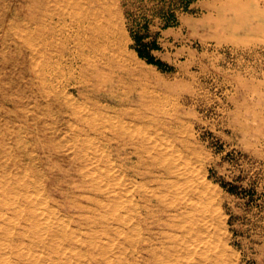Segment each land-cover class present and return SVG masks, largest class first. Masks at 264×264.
I'll return each mask as SVG.
<instances>
[{
	"label": "rangeland",
	"instance_id": "1",
	"mask_svg": "<svg viewBox=\"0 0 264 264\" xmlns=\"http://www.w3.org/2000/svg\"><path fill=\"white\" fill-rule=\"evenodd\" d=\"M81 18L91 28L102 22L106 33L109 19L115 26L102 37L103 75L83 89L66 88L65 76L49 96L34 64L68 61L65 36ZM76 104L168 146L178 177L164 179H179L180 188L158 190L169 210L155 203L149 218L145 209L139 217L127 211L156 184L135 176L133 146L97 138L87 148ZM87 168L98 174L85 182ZM100 172L112 178L94 180ZM121 181L135 188H117L123 204L114 214L118 200L94 188ZM28 192L44 203L29 204ZM40 207L52 211L41 214L49 226ZM181 208L191 234L176 225ZM0 216V264H264V0H0Z\"/></svg>",
	"mask_w": 264,
	"mask_h": 264
},
{
	"label": "bare ground",
	"instance_id": "2",
	"mask_svg": "<svg viewBox=\"0 0 264 264\" xmlns=\"http://www.w3.org/2000/svg\"><path fill=\"white\" fill-rule=\"evenodd\" d=\"M76 4V3H75ZM103 6V5H102ZM74 7V6H73ZM110 9V8H109ZM85 12V11H84ZM36 13V12H35ZM37 13H39V12H37ZM86 13V12H85ZM84 13V14H85ZM98 13V12H97ZM108 13V12H107ZM45 14V13H44ZM112 14V13H111ZM51 15V14H50ZM60 15V14H59ZM74 15V14H73ZM95 15V14H94ZM45 16V15H44ZM101 16V15H100ZM36 17V16H35ZM95 17V16H94ZM93 17V18H94ZM102 17V16H101ZM46 18V17H45ZM88 18V17H87ZM89 18H91V16L89 17ZM98 18H99V16H98ZM32 19V18H31ZM44 19V18H43ZM75 19V18H74ZM95 19V18H94ZM36 20V19H35ZM86 20L87 19H83L82 20V18H81V21H80V24H79V26H78V28L77 29H75L74 31H73V35H70V36H65L66 37V42L68 43V45L66 44V46H65V48H64V51L66 52V53H68V55L69 56H71L70 58H69V60L67 61L66 60V62L63 64L62 62H57V63H55V62H52V63H50V64H48V63H40V62H38V59H37V63L36 64H34V71L36 72V75L39 77V78H41L42 79V84L43 85H50V87H48V89L50 88V90L47 92V94L50 96L51 94H50V92H52L51 90H54V88L56 87V82H59V80L60 79H62V78H64L65 76H68L69 77V79L67 80L68 82L66 83V88H69V87H77V88H85L88 84H89V81H91V77H100V76H102L103 75V71H102V62H103V60L106 58V48L108 47V45L106 44V43H104L103 42V35H104V33H106V31H105V26L106 25H104L102 22H98V24H97V26L95 25V28L92 26V28L91 27H88V25L87 26H84L83 25V23H85L86 22ZM90 20H92V19H90ZM41 21V20H40ZM92 21H94V20H92ZM96 21H98V20H96ZM99 21H101V19H99ZM109 21V29H107V33L108 34H112L115 30H114V28H115V26L111 23V21H110V19L108 20ZM39 22V21H38ZM44 22V21H43ZM49 22H50V20H49ZM72 22V21H71ZM36 23V22H35ZM45 23V22H44ZM48 23V22H47ZM73 23V22H72ZM90 23V22H89ZM38 24V23H37ZM49 24V23H48ZM55 24V23H54ZM54 24H53V27H54ZM91 24V23H90ZM103 24V25H102ZM43 25V24H42ZM68 25V24H67ZM86 25V24H85ZM94 25V24H93ZM26 26V25H25ZM39 28V27H38ZM37 28V29H38ZM49 28H51V27H49ZM55 28V27H54ZM107 28V27H106ZM53 29V28H52ZM26 30V29H25ZM50 30V29H49ZM70 30V29H69ZM56 31V30H55ZM69 32V31H68ZM34 33V32H33ZM43 33V32H42ZM41 33V34H42ZM46 33V32H45ZM106 33V34H107ZM26 34V33H25ZM27 35H28V32H27ZM55 35V34H54ZM41 36V35H40ZM53 35H51V37H52ZM57 36V35H56ZM62 36V35H61ZM58 38H59V36H58ZM27 41H28V39H27ZM30 41V40H29ZM53 41H54V39H53ZM48 42V41H47ZM33 43V42H32ZM55 43H58V42H55ZM55 43L54 44H52V49L54 48V46H56L55 48H57V46L58 45H55ZM62 43V42H61ZM26 44H27V42H26ZM28 44H30V43H28ZM48 44V43H47ZM121 44V43H120ZM119 44V45H120ZM36 45V47H37V45L39 46V43L38 44H35ZM44 45V44H43ZM50 45V44H49ZM112 45V44H111ZM44 46H46V45H44ZM109 46H110V44H109ZM113 46V45H112ZM43 47V46H42ZM115 47V46H114ZM40 48V47H39ZM62 48V47H61ZM42 49V48H41ZM47 49H49V48H47ZM60 49V48H59ZM59 49H56V51H58ZM113 49V48H112ZM35 50V49H34ZM38 50V49H37ZM54 50V49H53ZM44 51V50H43ZM48 51V50H47ZM52 51V50H51ZM34 52V51H33ZM54 52V51H53ZM59 52V51H58ZM37 53V52H36ZM38 53H39V51H38ZM41 53H43V52H41ZM40 53V54H41ZM62 53H63V51H62ZM61 53V54H62ZM117 53V52H116ZM45 54H46V52H45ZM48 54V53H47ZM46 54V55H47ZM37 55V54H36ZM35 56V55H34ZM44 56V55H43ZM36 57V56H35ZM34 57V58H35ZM37 58V57H36ZM49 58V57H48ZM53 58V57H52ZM47 59V58H46ZM108 59V58H107ZM35 60V59H34ZM49 60V59H48ZM51 60V59H50ZM40 61V60H39ZM54 61V60H53ZM63 61V60H62ZM48 62V61H47ZM32 64V63H31ZM105 66V65H104ZM122 67V66H121ZM104 68V67H103ZM110 69V68H109ZM32 70V69H31ZM105 72V71H104ZM32 73V72H31ZM115 73V72H114ZM33 76V75H32ZM101 78V77H100ZM97 79V78H96ZM41 82V81H40ZM61 82V81H60ZM41 84V85H42ZM121 84V83H120ZM125 84V83H124ZM40 85V84H39ZM64 86H65V84H63ZM110 85V84H109ZM42 87H44V86H42ZM46 88V87H45ZM65 88V89H66ZM81 89V90H82ZM86 90V89H85ZM53 92H56V91H53ZM56 93H58V92H56ZM55 93V94H56ZM115 93V92H114ZM45 94V93H44ZM46 94V95H47ZM46 95H45V97H46ZM59 95V94H58ZM70 95V94H69ZM102 95V94H101ZM72 96V95H71ZM48 97V96H47ZM86 97V96H85ZM20 99V98H19ZM61 99V98H60ZM64 99V98H63ZM75 99V98H74ZM13 100V99H12ZM59 100V99H58ZM10 101V100H9ZM53 101V100H52ZM51 101V102H52ZM71 101V100H70ZM59 102H60V100H59ZM97 102V101H96ZM65 103V102H64ZM70 103V102H69ZM46 104V103H45ZM52 104V103H51ZM53 105V104H52ZM61 105V104H60ZM64 105V104H63ZM77 105V104H76ZM67 106V105H66ZM48 107H49V105H48ZM52 106H50L49 108H51ZM55 107V106H54ZM62 107V106H61ZM69 107V106H68ZM78 108V109H77ZM83 105L82 104H78L77 106H75L74 105V107H72L71 108V111H72V109H73V111H72V114L73 113H75V116H76V118L78 119V122H80V123H84V124H87L89 127H88V129H81L80 130V132L81 133H83V136H85L84 137V141H83V139H82V141H83V144L85 143V141H86V147L88 148H93V145H95V142H97V138H99V139H104V141L106 140V144H108V146L109 145H111L112 147H114V144L116 145L115 147L116 148H118V149H123V148H125V150H126V148L128 147V146H133V149H132V151H131V154L132 153H135V154H137V155H139V164H137L136 166H137V168H135V169H133V172H134V174H135V176H138V177H141V178H144V179H146L148 182H152V183H155L156 185H150V186H153V187H151V188H146V186H145V189H144V192L142 193V194H140L141 195V197H142V199H143V201H145L144 203L145 204H139L138 202H137V204H134L133 205V207H131V205H130V209H127V211H131L135 216H140L141 215V213H142V211H143V209H145L146 210V215H145V217H148L149 215H150V212H151V210H153L152 208H153V206L155 205V203H156V205L159 207V209H161V210H169L170 209V205H169V203H167V202H169V201H167V200H165V201H167V202H165L163 199H164V197L165 196H163V190H161V192L159 191L158 192V190L159 189H162V188H166V190L167 189H169L170 190V188L172 189L173 187L175 188V187H178V185H179V179H178V182L176 181V180H174V179H170V181L168 180V178L167 179H164V176H170V177H173L174 175H176V173H177V171H176V169L175 168H172L173 166V164L172 163H174L173 161H171L172 163H170V161H169V155L167 154V152L166 151H169V149L168 150H166L167 149V147H166V149H163L161 146V148L160 147H158L159 145H157V143H156V141L155 142H151V140H150V144H148L147 142V140H149L150 139V137H152V135H150V136H148L147 134H146V132H144V131H141V129L140 130H138L139 129V127H138V129H136L137 127H132V125H131V127H129L128 126V124H125V123H122V122H120L119 120H118V122L116 121V119H114V118H112V117H105L104 119H102V121L101 122H98V120H97V118L95 117V115H92L90 112V114L89 113H87V112H83V111H81V110H83ZM57 109V108H56ZM85 109V108H84ZM96 109V108H95ZM62 110V109H61ZM78 110V111H77ZM50 111V110H49ZM60 111V110H59ZM63 112V111H62ZM70 112V111H69ZM47 113V112H46ZM71 113V112H70ZM69 113V114H70ZM64 114V113H63ZM66 114H68V112L66 113ZM132 116V115H131ZM100 117V116H99ZM134 117V116H133ZM101 118V117H100ZM102 118H103V115H102ZM76 119V120H77ZM99 119V118H98ZM122 121V120H121ZM126 121V120H125ZM130 122V121H129ZM150 122V121H149ZM148 122V123H149ZM86 126V125H85ZM154 126H156V125H154ZM144 127V126H143ZM142 128V127H141ZM145 128V127H144ZM148 128V127H147ZM154 128V127H153ZM143 130V129H142ZM153 130V129H152ZM150 131V130H149ZM151 132V131H150ZM154 133V132H153ZM85 134V135H84ZM81 136H82V134H81ZM161 136H163V135H161ZM155 138V137H154ZM176 139V138H175ZM136 140H141V141H138V142H140V143H144V148H139V147H137V145H135V141ZM152 140H154V139H152ZM137 142V143H138ZM139 144V143H138ZM160 144V143H159ZM97 145V144H96ZM165 144L163 143L162 144V146H164ZM79 146V145H78ZM99 146V145H98ZM139 146V145H138ZM141 146V145H140ZM166 146V145H165ZM83 147V146H82ZM84 149H85V147H84ZM95 149V148H94ZM130 149V148H129ZM173 149H175V148H173ZM87 150V149H86ZM172 150V147H171V149H170V151ZM177 150V149H176ZM175 150V151H176ZM97 151L99 152V150L97 149ZM101 151V150H100ZM129 152V151H128ZM172 152V151H171ZM178 152V151H177ZM176 152V153H177ZM119 153V152H118ZM121 153V152H120ZM175 153V152H174ZM181 153V152H180ZM86 154V153H85ZM100 154V153H99ZM98 154V155H99ZM106 154V153H105ZM145 154H147L148 155V157H151V159H150V161L151 162H149V164L146 166V168L145 169H142L143 167H142V165H143V156L145 155ZM172 154V153H171ZM182 154V153H181ZM122 155V154H121ZM128 155H129V153H128ZM133 155V154H132ZM176 155V154H175ZM87 156V155H86ZM89 156V155H88ZM95 156V155H94ZM102 156V155H101ZM104 156H109V155H104ZM123 156V155H122ZM135 156V155H134ZM92 157H93V155H92ZM120 157V156H119ZM128 157V156H127ZM130 157V156H129ZM173 157H174V154H173ZM90 159H91V156L89 157ZM132 158V157H131ZM178 159V157H175L174 158V161H176L177 159ZM90 159H88V161L90 160ZM95 159V158H94ZM98 159V158H97ZM120 159V158H119ZM125 159V158H124ZM148 159V158H147ZM172 159V158H171ZM170 159V160H171ZM176 159V160H175ZM92 160V159H91ZM98 160H100V159H98ZM102 160H103V158H102ZM109 160V159H108ZM180 160V159H179ZM94 161V160H93ZM93 161H90V162H93ZM97 161V160H96ZM146 161V160H145ZM145 161H144V163H145ZM149 161V160H148ZM98 162V161H97ZM103 162V161H102ZM107 162V161H106ZM105 162V163H106ZM166 162H169V164H171V165H169V166H167L168 164L166 163ZM126 163V162H125ZM189 163V162H188ZM93 164H96V162L95 163H93ZM101 164V163H100ZM165 164H167V165H165ZM87 165H88V163H87ZM107 165V164H106ZM105 165V166H106ZM145 165V164H144ZM179 165H180V163H179ZM182 166H184L183 164H181ZM186 165V164H185ZM85 166V165H84ZM111 166V165H110ZM177 166V169H178V164L176 165ZM86 167V166H85ZM84 167V168H85ZM99 167V166H98ZM107 167V166H106ZM115 166H113L112 168H114ZM118 167V166H117ZM142 167V168H141ZM145 167V166H144ZM175 167V166H174ZM126 168V167H125ZM124 168V169H125ZM128 168V167H127ZM181 168V167H180ZM186 168V167H185ZM184 168V169H185ZM102 169V168H101ZM108 169H111V167L110 168H108ZM184 169H182V170H184ZM82 170H84L83 168H82ZM113 170V169H112ZM181 170V169H180ZM101 171V170H100ZM103 171H105V170H103ZM107 171V170H106ZM111 171V170H110ZM109 171V172H110ZM114 171V170H113ZM119 171V170H118ZM109 172H103V173H101L100 172V175H98L97 177L95 176V178H94V180H98L99 182L100 181H104L105 179H111L112 178V175L109 173ZM115 172V171H114ZM113 172V173H114ZM124 172V171H123ZM127 172H128V170H127ZM131 172V171H130ZM132 172V173H133ZM182 173H183V171H181ZM181 172L179 173V175L181 174ZM81 173H82V171H81ZM92 173H96L95 171L93 172L92 171V168H91V171L90 170H88V168H87V170L86 171H83V177H85L86 178V180H84L85 182H88V180H91L92 179ZM119 173V172H118ZM125 173V172H124ZM124 173H122V175H124ZM185 173H186V170H185ZM189 173V172H188ZM96 174H98V173H96ZM95 174V175H96ZM131 174V173H130ZM117 175H119V174H117ZM133 175V174H132ZM186 175H188V174H186ZM192 175V174H191ZM127 176V175H126ZM177 176V175H176ZM181 176V175H180ZM178 177V176H177ZM177 177H175L176 179H177ZM182 177V176H181ZM184 178H185V176H183ZM183 177H182V179H183ZM90 178V179H89ZM127 178V177H126ZM125 178V179H126ZM10 179V178H9ZM104 179V180H103ZM122 179H124V178H122ZM187 179H192V178H187ZM117 180V179H116ZM127 180V179H126ZM129 180V179H128ZM110 181V180H109ZM131 181V180H130ZM129 181V183L131 184V186H132V182H130ZM136 181H138L137 179H136ZM140 181V180H139ZM146 181V182H147ZM182 181V180H181ZM185 181H186V179H185ZM29 182V181H28ZM91 182V181H90ZM96 182V181H95ZM105 182H106V180H105ZM104 182V184L106 185V183ZM111 182H112V180H111ZM111 182H110V184H111ZM127 182V181H126ZM134 182V181H133ZM183 182V181H182ZM196 182V181H195ZM101 183V182H100ZM115 183V182H114ZM117 183H118V181H117ZM124 183L125 182H122L121 181V185L119 186V187H117V186H114V187H112V186H110L109 187V184H108V186H105L104 184L103 185H96V187L95 186H93V188L94 189H97L98 191H100V192H102L103 194H105L106 195V197L108 196V197H114L116 200H118L117 202L118 203H116L117 205L115 206V209H114V212H115V210L116 211H118L119 212V210L121 209V207H122V204H123V202H122V204H121V201L119 200L120 198L119 197H117V196H119V195H117V193H118V191H117V188L119 189V188H122L124 191L125 190H127L128 191V193H129V186L127 185V187L128 188H126L125 187V185H124ZM128 183V182H127ZM128 183V184H129ZM183 183H187V182H183ZM189 183H191V182H188L187 183V185L189 184ZM3 184V183H2ZM24 184V183H23ZM91 184H92V182H91ZM99 184V183H98ZM134 184V183H133ZM6 185V184H5ZM114 185V184H113ZM119 185V184H118ZM182 185H184L185 186V188H186V186L187 185H185V184H182L181 183V187H182V189H184L183 188V186ZM9 186V185H8ZM23 186V185H22ZM25 186H26V184H25ZM40 186V185H39ZM139 185H137V187H138ZM142 186V185H141ZM28 189L27 190H29V188L30 187H28V186H26ZM37 187V186H36ZM4 188V187H3ZM14 188V187H13ZM23 188V187H22ZM134 186H133V188L132 189H130L131 191L132 190H134ZM142 188V187H141ZM141 188H140V190H141ZM179 188V187H178ZM197 188V187H196ZM5 189V188H4ZM180 189V188H179ZM188 189V188H187ZM3 190V189H2ZM9 190V189H8ZM37 190V189H36ZM96 190V191H97ZM122 190V191H123ZM139 189L137 188V191H138ZM143 190V189H142ZM178 190V189H177ZM198 190V189H197ZM11 191V190H10ZM18 191V190H17ZM171 191V190H170ZM178 193H179V190L177 191ZM185 192V191H184ZM193 193H196V192H194V191H192ZM29 194L27 195V193L25 194L26 196H27V201H28V203L29 204H32V205H35V207L36 206H41L40 204L39 205H37L36 203H44L43 202V200L42 201H39V199H38V196H36V195H33L34 194V192H33V194H31V192H28ZM101 193V194H102ZM125 193V192H124ZM127 193V192H126ZM139 193V192H138ZM166 193V192H165ZM174 193H176V191L174 192ZM180 193H182V192H180ZM192 193V194H193ZM101 194H100V196H101ZM136 194V193H135ZM41 195V194H40ZM121 195H122V193H121ZM124 195H126V194H124ZM168 195V194H167ZM171 195V194H170ZM176 195V194H175ZM25 196V197H26ZM136 196V195H135ZM181 196V195H180ZM191 196V195H190ZM193 196V195H192ZM2 197V196H1ZM23 197V196H22ZM104 197V196H103ZM105 197V198H106ZM123 197V195L121 196V198ZM185 197V196H184ZM187 197V196H186ZM185 197V198H186ZM14 198V197H13ZM119 198V199H118ZM124 198V197H123ZM126 199H127V197H125ZM174 198V197H173ZM181 198V197H180ZM179 197L177 198V199H180ZM183 198V197H182ZM181 198V199H182ZM185 198H183L182 200H184ZM195 198V197H194ZM44 199V198H43ZM114 199V200H115ZM9 200V199H8ZM24 200V199H23ZM115 200V201H116ZM123 200V199H122ZM125 200V199H124ZM131 200H133V196H131V199L130 200H128V201H131ZM189 200H190V198H189ZM188 200V201H189ZM10 201V200H9ZM127 201V202H128ZM180 201V200H179ZM178 201V202H179ZM184 201H186V200H184ZM184 201H180L181 203L182 202H184ZM191 201V200H190ZM25 202V201H24ZM109 202V201H108ZM111 202H113V201H111ZM110 202V203H111ZM177 202V203H178ZM1 203H3V202H1ZM12 203V202H11ZM101 205H103V202L101 201V202H99ZM114 203V202H113ZM193 203V202H192ZM47 204V203H46ZM176 204V203H175ZM183 204V203H182ZM186 204V203H185ZM188 204V203H187ZM44 205V204H43ZM42 205V206H43ZM114 205H115V203H114ZM127 205V204H126ZM177 205H180L181 206V204H177ZM189 205V204H188ZM187 205V206H188ZM31 206V205H30ZM104 206V205H103ZM102 206V207H103ZM107 206V205H106ZM111 207H112V205H110ZM183 206V205H182ZM194 206H196V205H194ZM33 207V206H32ZM105 207V206H104ZM110 207V208H111ZM124 207V206H123ZM128 207V206H127ZM173 207H174V205H173ZM177 207V206H176ZM186 207V206H185ZM184 207V208H185ZM34 208V207H33ZM113 208H114V206H113ZM169 208V209H168ZM184 208H181V209H179V210H182V209H184ZM34 209H36L37 210V208H34ZM34 209H32L34 212L36 211V210H34ZM40 209H41V207H40ZM42 211H39L40 212V215L41 214H43V216H45L47 213H48V215H51L50 213L52 212V211H50V209L49 208H47V209H41ZM178 210V211H179ZM187 210V209H186ZM203 210H204V208H203ZM53 211H55L56 212V210H53ZM201 211V210H200ZM205 212H206V210H204ZM204 211H202L201 212V214L204 212ZM122 212V211H121ZM179 212H181V211H179ZM184 212V213H183ZM189 212V211H188ZM204 212V213H205ZM144 213V212H143ZM182 213H183V222L180 224H176L177 226H178V228H180L181 230H183V232L184 233H187V234H191V226H190V223L191 222H193V220L191 221L189 218H188V215H187V211H184V210H182ZM192 213V212H191ZM109 214H110V212H109ZM114 214H117V212H115ZM122 214V213H121ZM173 214V213H172ZM190 214V213H189ZM206 214V213H205ZM126 215V214H125ZM125 215L123 216V217H125ZM130 215H132V214H130ZM130 215H128V216H130ZM38 216V215H37ZM42 215H41V217L40 218H42V220H44V221H42L43 223H45L47 226H49L48 225V223H49V220L47 219L46 220V218H44ZM106 216V215H105ZM119 216H121V215H119ZM176 216V215H175ZM191 217H192V214L190 215ZM194 217H195V215H193ZM205 216V215H204ZM1 217V216H0ZM33 217V216H32ZM104 217V216H103ZM113 217H115V215L113 216ZM116 217H117V215H116ZM133 217V216H132ZM142 218H143V216H141ZM176 217H180V214H178L177 213V216ZM182 217V216H181ZM5 218V217H4ZM49 218V217H48ZM58 218H60V216L58 217ZM118 218V217H117ZM122 218V217H121ZM121 218H119V219H121ZM134 218V217H133ZM149 218V217H148ZM193 218V217H192ZM196 218V217H195ZM51 219V218H50ZM53 219V218H52ZM62 219V218H61ZM60 219V221H62ZM127 219V218H126ZM197 219V218H196ZM201 219V218H200ZM6 220V219H5ZM54 220V219H53ZM115 220V219H114ZM118 220V219H117ZM122 220V219H121ZM121 220H119L120 222H124L125 223V220L124 221H121ZM130 220V219H129ZM128 220V221H129ZM146 220V219H145ZM204 220V219H203ZM37 221V220H36ZM41 221V220H40ZM51 221V220H50ZM57 221H59V220H57ZM195 221V220H194ZM53 222V221H52ZM55 222V221H54ZM41 223V222H40ZM42 223V224H43ZM59 224V223H58ZM46 225H45V227H46ZM121 225V224H120ZM191 225H193V223H191ZM43 226V225H42ZM54 226V225H53ZM190 226V227H189ZM194 226V225H193ZM57 227V226H56ZM40 228V227H39ZM42 229V228H41ZM40 229V230H41ZM43 229H44V227H43ZM39 230V231H40ZM193 230H195L194 228H193ZM196 230H198V226H197V229ZM195 230V231H196ZM44 231L45 230H42V231H40L39 233H41V232H43V234L45 235V233H44ZM199 232V231H198ZM194 233V232H193ZM48 234V233H47ZM41 235V234H40ZM193 235V234H192ZM195 235H197V232H196V234ZM3 236V235H2ZM42 236V235H41ZM192 243V242H191ZM168 244V243H167ZM3 245H4V243H3ZM2 245V246H3ZM180 245V244H179ZM4 249V248H3ZM17 249H18V247H17ZM185 249V248H184ZM5 250V249H4ZM164 250V249H163ZM165 252V251H164ZM173 252V251H172ZM176 255V254H175ZM35 257V256H34ZM163 258H164V256H163ZM187 260V259H186ZM169 261V260H168ZM178 262H180V261H178Z\"/></svg>",
	"mask_w": 264,
	"mask_h": 264
},
{
	"label": "trees",
	"instance_id": "3",
	"mask_svg": "<svg viewBox=\"0 0 264 264\" xmlns=\"http://www.w3.org/2000/svg\"><path fill=\"white\" fill-rule=\"evenodd\" d=\"M141 55H143V54L141 53ZM149 61L153 62V59L149 58ZM156 63L160 64L161 62L160 61H156Z\"/></svg>",
	"mask_w": 264,
	"mask_h": 264
},
{
	"label": "crops",
	"instance_id": "4",
	"mask_svg": "<svg viewBox=\"0 0 264 264\" xmlns=\"http://www.w3.org/2000/svg\"><path fill=\"white\" fill-rule=\"evenodd\" d=\"M168 28H170V29H174L173 27H168Z\"/></svg>",
	"mask_w": 264,
	"mask_h": 264
}]
</instances>
